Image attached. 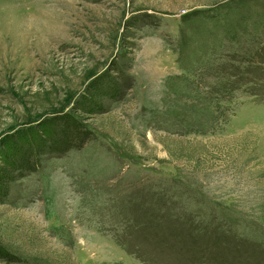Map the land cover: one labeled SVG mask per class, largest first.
I'll return each instance as SVG.
<instances>
[{
    "label": "rangeland",
    "instance_id": "374dc122",
    "mask_svg": "<svg viewBox=\"0 0 264 264\" xmlns=\"http://www.w3.org/2000/svg\"><path fill=\"white\" fill-rule=\"evenodd\" d=\"M0 264H264V0H0Z\"/></svg>",
    "mask_w": 264,
    "mask_h": 264
},
{
    "label": "trees",
    "instance_id": "16d2710c",
    "mask_svg": "<svg viewBox=\"0 0 264 264\" xmlns=\"http://www.w3.org/2000/svg\"><path fill=\"white\" fill-rule=\"evenodd\" d=\"M44 131V130H43Z\"/></svg>",
    "mask_w": 264,
    "mask_h": 264
}]
</instances>
